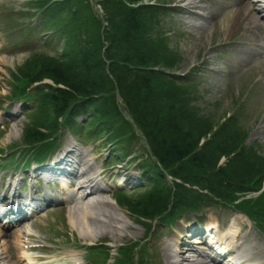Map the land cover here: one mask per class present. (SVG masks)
Wrapping results in <instances>:
<instances>
[{
    "label": "rangeland",
    "instance_id": "obj_1",
    "mask_svg": "<svg viewBox=\"0 0 264 264\" xmlns=\"http://www.w3.org/2000/svg\"><path fill=\"white\" fill-rule=\"evenodd\" d=\"M143 1L149 8L148 11L142 12L146 33L145 45L148 51L156 55L165 64L159 69L178 75H192L186 83H172L167 80L160 83H163V87H167L168 84L174 85V90L185 92L189 96L187 98L188 100L190 98V106L198 114L195 123L202 132H208L210 129L213 131L222 122H227L215 136L213 143L212 141L209 143L214 144V148L221 153L227 150L226 136L234 133L236 135L235 144L241 141L246 147H249L246 150L243 147V151L238 156L250 159L246 171L253 180V186L257 187L260 184L258 179L261 176V190L243 198L246 200L241 205L245 213L234 210L230 202H226L225 205L218 203L215 207L209 208L202 219L204 223L208 222L212 227L217 225L223 227L224 235H227L225 230H238L236 238L240 234H250L257 237L259 248L262 250V258L259 259V263H264V236L259 234L255 226V221L257 224L261 222V219L257 221L258 216L264 213V205L258 207L257 204L259 197L264 195L262 192L264 187V158H262L264 157V62L250 60L240 63L242 56L239 50H246V55L252 56L255 49L249 45L260 43L257 40L262 41L264 33L257 36L256 33L243 30L240 23L239 26L238 23L233 25L232 30L228 32L229 28L225 25L223 32L220 26L221 20L218 19L235 7L232 4L228 6L230 0H209L198 6L191 5L198 4L200 2L198 0L185 1L180 4H175L176 0ZM261 1L264 2V0ZM177 5L186 6L189 10L183 13ZM25 6L24 0H0V100L10 103L22 101V99L25 100L24 102L29 101L27 97L19 94L13 96L15 85L19 89L22 87V81L13 76L9 77V73L23 63L33 50V46L26 43L27 31L24 16L31 11H27ZM257 6L259 9L258 17L264 20V3L258 2ZM95 9L99 12L97 7ZM210 11H218L214 19L218 21L204 20L206 13ZM182 17L184 18L182 19ZM114 93L122 118L126 120V129H130L136 134L133 140L137 142L133 141L127 147L135 150L138 155L143 152L147 144L139 131L140 129L137 128L138 125L127 112L124 104L121 103L117 92ZM244 99L245 102L242 105ZM8 105L3 104L0 110V124L4 125L0 127L3 128L0 131V147L5 152L7 151L9 156L14 149L9 150L7 146L21 142L22 130L29 124H35V116H40L36 120L42 119L44 122L46 110H43L44 108L34 109L29 116L28 113H23L20 105H17L16 108L7 109ZM231 114L232 117L228 120L226 117ZM227 128L229 131L226 130ZM85 134L88 136L83 145L85 156L82 157V161L91 164V172L100 173L104 187L101 191L89 194L85 201L94 198H103L108 202H115V198L119 201L134 200L143 191L144 185L140 179L142 173L133 161L137 155H130L131 161L122 160L112 154L111 145L103 149V141L93 139V136L88 133ZM67 135L63 136L64 141L61 143H65ZM244 151L257 153L260 157L257 155L249 156L247 153L244 156ZM224 155L226 156V154ZM240 157L231 158V161L226 160L225 162V158H222L216 169H230L235 162L239 161ZM18 158H20L19 155ZM223 162L224 164L221 165ZM174 168L180 173L181 179L182 177L202 175L205 179L204 182L209 180L215 184L217 181L216 179L214 182L208 172L189 166L184 162L179 163ZM82 169L83 165L79 167V170ZM119 176H121L120 180H118ZM122 181L123 184H120ZM181 182L183 183V180ZM117 192L120 193L117 194ZM115 204L113 209L119 208L118 213H123L126 216L125 221H128L130 227L124 231L117 230L116 237L113 236L111 233L113 230L110 228L106 231L95 232L93 239L86 237L89 241L87 244L99 242L94 248L103 254L100 260L105 259V264H117V257L124 259L129 255L128 253L118 255V252L123 249V245L129 248L140 242L141 250L144 253L141 254L137 248H133V261L132 258L130 259L133 264H166L163 243L178 239H175L173 235H177L180 230L191 228L190 225L195 222L191 221V215L184 217L183 214L178 217V211L173 207H170L169 211L160 219L150 220L142 219L126 207ZM68 209L69 206L67 205L64 209L50 212L46 220L52 222V226L50 230L41 227L45 235L37 238L42 240V246L49 253V264H57V262L69 264L74 263V261L78 264H91L90 255L85 253L84 248L72 247L73 243L63 244L64 240L74 239L78 236V231L69 225ZM113 215H115L114 212ZM54 216L56 217L54 218ZM106 220L108 219H101V221ZM92 224L98 228L99 225H102L96 220H92ZM201 225L197 224L194 228L201 229L203 228ZM196 229H192V231L195 232ZM186 232L188 240L193 242L196 240L195 244L200 248L205 246V242L201 239H194L195 237L198 238L197 234ZM25 235L23 234L20 238L21 244L26 237ZM250 239H252L251 242H254L253 238L249 237ZM1 243L0 247L2 246ZM0 250L2 251L1 248ZM33 255L35 256L37 253H33ZM257 260L258 257L255 258V262ZM0 264H12V260L4 259L2 254ZM93 264L97 263L93 260Z\"/></svg>",
    "mask_w": 264,
    "mask_h": 264
},
{
    "label": "trees",
    "instance_id": "obj_2",
    "mask_svg": "<svg viewBox=\"0 0 264 264\" xmlns=\"http://www.w3.org/2000/svg\"><path fill=\"white\" fill-rule=\"evenodd\" d=\"M141 1H32L43 31L62 41L64 46L62 51L53 54H34L16 68L13 76L26 82L27 86L44 78L54 83L53 87L45 85L37 93L40 104L52 110L53 116L48 117L44 125L28 130L26 140L32 143L47 139L58 130L63 107L74 100L77 102L73 109L77 113L87 112L92 117L89 120L91 127L100 130L101 135L112 137L113 141L114 132H126L125 120L114 93L117 91L155 159L153 172L148 165L147 174L160 183H152L148 190L127 204L132 212L153 218L170 205H186L182 196L187 192L185 188L177 184L175 190L166 188L165 191L162 185L165 172L180 177V173L173 169L181 162L197 169L211 170L218 164L221 153L226 152L219 153L214 144L208 143L213 142L220 129L211 139L201 143L207 132H202L196 125L198 114L190 106L191 101H187L188 95L160 83L165 73L158 68L165 64L145 45ZM92 2L102 10L101 17L95 12ZM67 119L69 123H75L74 114L69 113ZM126 135L128 137L127 132ZM247 166L240 161L230 169L218 168L215 171L218 185L225 191L252 190L255 186L250 187ZM143 169L147 170V167ZM182 178L188 184L210 186L217 199L227 198V193L218 191L216 186L211 187V183L202 184L197 176ZM203 198L199 195L196 202L188 205L206 202ZM257 204L261 207L263 203L258 201ZM259 219L264 223V213L258 216Z\"/></svg>",
    "mask_w": 264,
    "mask_h": 264
},
{
    "label": "bare ground",
    "instance_id": "obj_3",
    "mask_svg": "<svg viewBox=\"0 0 264 264\" xmlns=\"http://www.w3.org/2000/svg\"><path fill=\"white\" fill-rule=\"evenodd\" d=\"M177 2H193V0H176ZM200 1V0H198ZM236 2V9L229 11V13L224 14L221 16L218 20L220 21L221 30L224 32L225 25L230 31L232 30V26L237 24L239 26V23L241 24V27L243 30L256 33L257 36H261L263 34L262 30V24L260 21H258L256 12L258 11L256 6H251L250 2H246L244 5L242 4L243 0H233ZM196 4V3H195ZM183 12L187 11L188 9L185 7H180ZM255 10V11H254ZM218 14V11H210L206 14V19H210V21H218L214 20ZM184 17H182L183 19ZM236 26V27H238ZM29 105V104H27ZM72 143V142H71ZM72 146V145H70ZM70 153V152H69ZM67 149H65L59 156H57L53 161L55 164L61 162L63 163L66 160ZM82 153H80L79 150H75V153L71 155V158L68 159V162H70V165L81 163L82 160H80ZM59 163V164H61ZM61 165H55L56 173L51 174H45V175H52V176H58V175H69L66 172H61L59 168H62ZM47 171L52 172L51 169H47ZM67 172L73 174V176L80 177L81 180L79 183H77V188L74 189L78 194L83 192H95V191H101L102 185L99 182V176L100 174H94L90 173V166H87L83 168V170L79 173L74 172V168L70 167L66 169ZM73 190V191H74ZM79 190V191H78ZM73 191L71 193H73ZM68 193V191L66 192ZM70 193V192H69ZM70 193V195H72ZM60 194V192H59ZM86 194V193H84ZM68 195V194H67ZM62 196H66V194H63ZM54 198V197H52ZM78 198H80V195H77V198L72 196L70 199L75 201V205L72 208L68 209L69 213V225L78 231V238L80 237H87L90 239L94 238L95 232H102L106 231L109 228L111 230V233L114 237L117 236L118 231H124L126 228H129L128 221H125L126 216H124L123 213H118L119 208H116V210L113 209V205H115L114 202H108L106 200L102 199H96L92 201H86L83 205L80 201H78ZM86 198V195H85ZM83 200V199H82ZM113 212L115 215H113ZM107 218L106 221H101V219ZM92 220H96L100 222L102 225L98 226L92 224ZM112 221V222H111ZM118 230V231H117ZM227 241L236 244L237 246V255H242L244 257L245 264H264L263 262L257 263L255 262V258H262V250L259 248L258 238L255 236H252L250 234L246 235H239L238 238H236V232L227 231ZM1 236H5L6 233L2 234L0 231ZM184 239H186V243L183 244V248H188V238H186L185 235H182ZM249 237L254 239V242H251L252 239L249 240ZM1 238V237H0ZM14 238L16 240H19V232H15ZM225 238V236H223ZM67 241H63V243H66ZM224 242V241H223ZM178 243L181 244L180 241ZM219 243V242H218ZM217 243V244H218ZM225 243V242H224ZM9 243L7 241H3V251L0 250V256L7 252L10 249ZM226 244V243H225ZM228 245V244H227ZM231 246V245H228ZM223 246H220V249ZM163 250H164V259L166 264H218L217 262V255H213L211 253H207L208 259H204L198 257L195 258L193 254H190V252H181L180 248H177V244H163ZM186 251H192V250H186ZM216 251V250H215ZM197 252V251H195ZM6 255H8L6 253ZM6 260H9L8 256L3 257ZM239 262V259H237ZM16 263V260H14V263Z\"/></svg>",
    "mask_w": 264,
    "mask_h": 264
}]
</instances>
